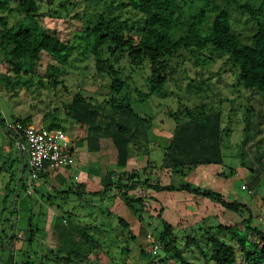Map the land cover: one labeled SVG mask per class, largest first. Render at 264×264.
<instances>
[{
	"label": "rangeland",
	"instance_id": "rangeland-1",
	"mask_svg": "<svg viewBox=\"0 0 264 264\" xmlns=\"http://www.w3.org/2000/svg\"><path fill=\"white\" fill-rule=\"evenodd\" d=\"M37 1L40 24L56 32L61 41L76 46L77 51L67 64L55 63L61 70V83L56 87L50 86L47 81L39 85L38 78L28 80L26 77L21 87L9 89L0 85V240L2 229L6 233L10 232L11 219L17 237L30 234V226L34 232L30 245H25L21 252L14 255L15 263L59 264L56 260L58 256L66 258L67 252H62L53 227L55 218L60 217L66 232L74 233L73 240L78 244L75 247L78 251L86 250L81 246V229L102 244L104 249L85 252V260L93 264H145L140 252L142 249L151 250L146 235L157 238L162 230V220L173 227L177 249L184 258L194 264H204L197 245L205 252L208 236L230 241L229 234L219 231L217 226L240 225L243 218L248 217V213L240 215L227 210L210 198L181 190L160 191L151 188L150 184L177 188L192 183L195 189L202 192L220 193L227 202L245 204L252 215L253 225L264 231V92L244 89L238 83L237 70L227 60V56L210 49L193 53L182 50L177 57L170 59L168 62L173 68V75L165 86L166 96L151 95L140 102L137 91L148 92L150 86L148 61L144 60L136 66L126 52L110 56L104 46L102 57L109 59L115 66L124 84L119 97L129 96L132 108L140 118L139 121L137 118H131L130 121L134 132L132 143L129 144L131 158L125 166L117 167V153L111 139L102 138L100 151L78 150L76 154L79 161L74 166L50 168L47 176L30 179L25 152L21 162L17 147L19 137L8 132L5 124L17 117H31L34 126L46 128L47 122L43 123L42 119L50 113L57 116L65 133L74 140L77 124L64 114V105L79 92L105 113L108 109L106 102L113 95L110 79L96 73L90 50L93 42L86 44L85 51L81 46L84 43L82 30L84 20H87L85 13L90 9L89 3L85 0ZM251 1L257 5L262 2ZM179 2L185 18L202 9L207 10V18L202 25L204 32L208 31L213 18L212 12L208 11L210 7L217 4L225 8L231 16L233 30L243 42L250 43L255 23L232 5H226L223 0ZM113 4L109 16L126 21L128 26L133 24V33L137 31L143 17L128 7L121 8L116 2ZM9 8L11 12H0V16L5 18L7 25L13 26L22 18L15 11L14 0H9ZM185 18L181 21L184 22ZM124 29L126 33L129 32L128 27ZM184 31L185 28L180 27L175 31V36L182 35ZM195 57L212 58V61L196 65ZM6 64L0 54V74L6 71ZM11 78L14 80L16 77L11 74ZM190 80L194 84L204 82L208 90L198 94L189 91L187 86ZM202 105L219 110L222 126L230 130L222 142V165L198 168L194 178L173 173L162 166L163 142L167 141L176 122L168 113L178 112L184 107L198 109ZM117 118L119 120L120 117ZM22 165L26 169L21 175ZM11 167L14 168L13 174L18 178L22 176L25 187L14 183L9 191L5 189ZM111 170H115L117 175L132 171L139 173L141 181L136 182L135 188L128 193L134 200H140L134 202L132 207H127L119 197L105 195L101 199L90 192L86 195L76 192V186L84 182L92 191H97L102 178L110 174ZM74 176L78 180H74ZM145 180H149L148 183ZM123 182L125 184V180ZM10 191L13 193L4 204V196ZM119 219L126 221L128 226H121ZM131 236L134 238L131 239ZM188 237L194 238L196 243L188 246ZM230 243L235 246L234 242ZM9 247L13 249L14 244ZM75 249H70L71 261L63 260V264H87L76 258ZM9 253L8 250H0V264H5ZM153 254L161 256L162 252ZM238 256L240 258L239 253ZM163 264L180 263L174 257H167ZM240 264H243L241 260Z\"/></svg>",
	"mask_w": 264,
	"mask_h": 264
},
{
	"label": "trees",
	"instance_id": "trees-1",
	"mask_svg": "<svg viewBox=\"0 0 264 264\" xmlns=\"http://www.w3.org/2000/svg\"><path fill=\"white\" fill-rule=\"evenodd\" d=\"M49 1L51 0H48V3ZM85 1L89 3L90 9L85 13L87 20L83 23L84 43L81 46L85 51L86 44L93 42L90 50L94 58L96 73L104 74L110 79V89L113 95L106 102L108 109L105 113H102L97 106H93L90 100L79 92L72 97L71 102L64 105V114L77 124L76 136L72 144L74 153L78 150L98 152L101 148V139L110 138L117 153V167L125 166L131 158L129 144L132 143L134 132L130 121L134 118L139 121L140 118L132 108V99L127 95L119 97L124 90V84L115 66L110 63L109 59L102 57L104 46L107 47L106 51L110 53V56H115L118 52H126L136 66L144 60L148 61L151 70L150 86L148 92L137 91L140 102L151 95L166 96L165 86L173 75V68L168 61L177 57L182 50L193 53L210 49L214 53L226 55L230 64L236 68L238 83L244 89L264 92V0L258 5L251 0L244 2L223 0L226 5H232L238 11L247 14L255 23L256 28L250 38V43H245L240 39L232 28L229 12L217 4H213L208 10L212 12L213 18L208 31L204 32L202 25L207 18V10L202 9L185 18L179 0ZM14 2L15 11L22 18L19 23L9 26L5 18L0 16V54L7 62L6 71L0 74V85L9 89L21 87L26 77L29 78L28 80L38 78L39 85L47 81L50 86L56 87L61 83L59 81L61 70L55 63L67 64L77 48L68 42L61 41L56 32H51L40 24L37 0H14ZM113 2L121 8L128 7L143 17V22L138 25L137 31L133 33L131 28L133 24L128 26L126 21L122 22L116 17L109 16V11L114 6ZM4 11L11 12L9 0H0V12ZM183 18H185L184 22L181 21ZM124 27H128V33L125 32ZM180 27L185 28L184 33L175 36V31ZM209 60L212 61V58L195 57L196 65H204ZM11 74L16 77L14 80ZM187 89L198 94L207 91L208 87L204 82L194 84V81L190 80ZM168 115L176 122L167 141L163 142L162 166L165 169L194 178L195 170L198 168L222 165V142L230 130L222 126V114L219 110L208 109L202 105L198 109L184 107L178 112H169ZM117 116L120 117L119 120ZM16 120L25 125L32 123L31 117H17ZM42 121L47 122V129L65 130L54 114L47 113ZM12 133L19 137L23 145L25 144L21 134ZM25 169L26 166H24ZM186 170L193 172L187 173ZM10 172L5 189L9 191V187L14 183L25 187L22 176L18 178L12 173L14 172L13 167ZM138 174L132 171L125 175H117L115 170H111L110 174L102 178L97 191H92L84 182L76 186V192L83 195L90 192L101 199L105 195L113 198L119 197L127 207H132L134 202L140 201L134 200L133 196L128 194L135 188L136 182L141 181ZM45 175L48 174L40 173L38 178ZM148 181L144 182L148 183ZM150 185L151 188L154 187L160 191L181 190L204 196L219 203L227 210L240 213V215L248 213V217L243 218L240 225L220 224L217 226L219 231L229 234V240L234 242L235 246L231 245L230 241H224L216 236H208L209 246L207 245L205 252L197 245L204 264H240V260L243 264H264V231L253 225L252 215L245 204L236 201L227 202L220 193L202 192L200 189H195L192 183L177 188L171 185ZM11 193L13 192L10 191V194L4 196V204L10 199ZM10 222L9 233L1 230L0 250L10 251L5 264H16L14 255L16 252H21L25 245H30L29 242L33 239L34 232L30 226V234L17 237L12 219ZM119 223L123 227L128 226L123 219H119ZM53 227L57 232L62 252L63 250L67 252L66 258L61 255L56 260L59 264H63V260L71 261L70 249L78 246L73 240L74 233L66 232L60 217L55 218ZM80 232H82L80 235L83 240L81 246H84L85 252L90 253L92 249H104L99 240L89 236L84 229ZM133 238L134 236H131V239ZM147 241L150 243H148L150 248L154 242L158 243V251H161L162 255L158 256L151 250L142 249L140 253L145 264H163L167 257L176 258L180 264H194L187 261L177 249L173 227L164 220H162V230L159 236L157 238L152 236ZM186 243L191 246L196 241L188 237ZM12 244H14L13 249L9 247ZM75 250L77 252L74 254L78 260L93 264L85 260V252Z\"/></svg>",
	"mask_w": 264,
	"mask_h": 264
},
{
	"label": "built area",
	"instance_id": "built-area-1",
	"mask_svg": "<svg viewBox=\"0 0 264 264\" xmlns=\"http://www.w3.org/2000/svg\"><path fill=\"white\" fill-rule=\"evenodd\" d=\"M5 127L8 132L21 134L25 144L23 146L26 155L29 175L31 180L38 179L40 173L49 174L50 168H69L79 160L72 150L73 140L61 129H47L36 127L32 123L25 125L20 121L7 122ZM74 180H78L74 176ZM147 240L152 238L150 234ZM158 243L151 245V250L156 253Z\"/></svg>",
	"mask_w": 264,
	"mask_h": 264
},
{
	"label": "water",
	"instance_id": "water-1",
	"mask_svg": "<svg viewBox=\"0 0 264 264\" xmlns=\"http://www.w3.org/2000/svg\"><path fill=\"white\" fill-rule=\"evenodd\" d=\"M18 143H19V153H20V157H21V162L23 161V157H24V148L22 146V142L20 141V139H18ZM24 172V166L22 165V171H21V175ZM21 177V176H20Z\"/></svg>",
	"mask_w": 264,
	"mask_h": 264
},
{
	"label": "crops",
	"instance_id": "crops-1",
	"mask_svg": "<svg viewBox=\"0 0 264 264\" xmlns=\"http://www.w3.org/2000/svg\"><path fill=\"white\" fill-rule=\"evenodd\" d=\"M16 143H17V147L19 146V143H18V141H16ZM19 149V148H18Z\"/></svg>",
	"mask_w": 264,
	"mask_h": 264
}]
</instances>
